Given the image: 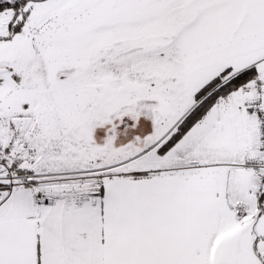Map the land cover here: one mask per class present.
Wrapping results in <instances>:
<instances>
[{
	"label": "snow or ice",
	"instance_id": "obj_1",
	"mask_svg": "<svg viewBox=\"0 0 264 264\" xmlns=\"http://www.w3.org/2000/svg\"><path fill=\"white\" fill-rule=\"evenodd\" d=\"M0 264H264V0H0Z\"/></svg>",
	"mask_w": 264,
	"mask_h": 264
}]
</instances>
